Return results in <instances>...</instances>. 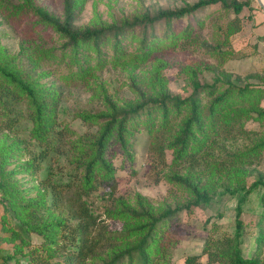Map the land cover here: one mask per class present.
<instances>
[{
    "label": "trees",
    "instance_id": "trees-1",
    "mask_svg": "<svg viewBox=\"0 0 264 264\" xmlns=\"http://www.w3.org/2000/svg\"><path fill=\"white\" fill-rule=\"evenodd\" d=\"M63 2V20L28 1L11 15L33 13L37 24L66 41L61 54L53 50L42 54L66 62V69L73 73L65 76L67 81H83L105 110L77 113L87 128L83 132L60 123L62 93L39 85L22 60L26 48L15 55L0 41V206L2 228L11 233L4 240L13 246L7 261L173 264V245L165 237L169 223L181 212L210 206L215 197L230 195L238 200L235 232H210L202 252L188 256L182 264H264V217L257 222L253 256L245 257L241 248L243 204L251 193L264 187L262 179L248 188L244 180V169L264 156V110L260 106L264 88L218 78L214 84H202L197 71L190 69L192 95L182 99L169 93L161 75L168 63L150 60L157 46L185 48L195 28L203 30L206 20L213 17L202 14L211 6L219 5L223 13L236 17L223 29L226 44L241 32L240 15L250 3L199 0L119 24L100 22L78 28L74 0ZM186 20L185 29L176 31ZM160 25H164L163 36L156 32ZM134 43L135 50H129ZM228 50L221 56L227 57ZM90 53L96 64L91 63ZM153 61L147 81L132 82L137 101L125 100L120 106L94 73L109 63L115 68L130 65L136 69ZM89 75L97 80L90 82ZM140 84L153 94L148 96L149 91L142 90ZM251 121L257 129L247 127ZM141 129L147 132L148 154L153 157L145 177L152 184L165 181L188 191L192 199L186 206L159 213L146 200H138L133 207L123 196L115 195L118 178L113 159L121 158L123 168L134 163L135 134ZM132 174L139 173L132 169ZM95 193H102L103 211L91 202ZM110 221L122 222V229L111 230ZM33 236L41 241L34 243Z\"/></svg>",
    "mask_w": 264,
    "mask_h": 264
},
{
    "label": "rangeland",
    "instance_id": "rangeland-1",
    "mask_svg": "<svg viewBox=\"0 0 264 264\" xmlns=\"http://www.w3.org/2000/svg\"><path fill=\"white\" fill-rule=\"evenodd\" d=\"M27 1L60 20L64 19L63 0H0V41L15 55H18L23 48L27 49L22 60L25 67L35 73L34 76L39 85L56 89L62 93L59 122L71 125L80 132L86 131L87 128L77 119L76 114L97 113L105 108L99 101L92 98V92L88 90L83 81L78 79L67 81L65 76H73V73L71 74L72 71L66 69V62L43 55L50 50H53L54 54H61L60 49L66 42L65 40L56 35L52 29L37 24V18L33 13L11 15V11L27 4ZM198 1L74 0L75 25L78 28H84L100 22L106 24L118 22L119 24L124 19H132L144 14L153 15L159 10H175L184 7L185 4H194ZM23 9L27 10L25 7ZM202 14H213V17L206 20L203 30L199 31L195 28V34H198L193 35L185 48L157 46L152 53L150 60L156 58L168 63V66L163 67L161 75L166 78L169 93L182 99L192 95L190 69L197 71L202 84H214L218 78L231 80L239 85L252 84L264 88V26L260 25L264 12L257 0H253L250 6L244 9L240 15L243 25L241 32L231 36L226 44L223 43L225 35L223 29L236 17L230 12L223 13L219 5L209 7ZM190 22L196 25L195 20ZM187 23V20L182 21L175 27L176 31H183ZM258 27L260 28L257 30ZM156 32L163 36L164 25L156 26ZM136 45L134 43L129 46V50L134 51ZM228 47L227 57L224 58L221 53L226 52ZM89 55L92 58L91 63L96 64L95 55L93 53ZM155 63L156 61H153L136 69L130 65L115 68L109 63L104 70L94 73L100 76L99 81L109 92L111 100L120 106L125 100L137 101V96L131 89L132 82L136 81V84H139L142 79L145 83ZM74 69L76 70L75 65ZM87 79L90 82L97 80L92 75H89ZM139 87L144 91L145 89L149 91L142 84ZM147 94L150 96L153 93L149 91ZM260 106L264 110V100ZM247 127L257 129L258 125L251 121ZM135 138L136 155L133 164L126 163L123 168L121 158L113 159L118 178L115 195L123 196V199L133 207L137 206L138 200H146L159 213L162 210H174L186 206L192 199L188 191L178 186H171L165 181L156 185L147 180L144 172L147 164L153 160V157L148 154L147 132L141 129L136 132ZM168 156L171 160V152ZM61 166L64 167L63 164ZM132 169L139 174L134 176ZM244 170L247 188L257 180H264V156L258 163ZM101 194L95 193L91 201L94 202L95 209L98 211H103L106 207V203L99 198ZM263 198L264 187L260 186L258 190L249 195L243 204L242 220L245 235L242 238L241 248L243 255L247 258L253 256L256 248V239L259 234L257 222L259 218L264 217ZM237 212L238 200L227 195L215 197L210 206L203 205L190 212L184 211L178 214L169 223L165 233L166 240L173 245L172 263L182 264L188 256L200 254L210 232L232 235L235 232ZM2 214L3 209L0 206V264H6L7 254H11L13 246L4 240L5 237L11 236V233L2 228ZM107 224L113 231L121 230L123 227L122 222L110 221ZM33 241L39 243L41 238L33 236ZM7 264L16 263L9 261Z\"/></svg>",
    "mask_w": 264,
    "mask_h": 264
},
{
    "label": "water",
    "instance_id": "water-1",
    "mask_svg": "<svg viewBox=\"0 0 264 264\" xmlns=\"http://www.w3.org/2000/svg\"><path fill=\"white\" fill-rule=\"evenodd\" d=\"M259 6L261 7V9L263 10L264 12V1L263 0H257Z\"/></svg>",
    "mask_w": 264,
    "mask_h": 264
},
{
    "label": "built area",
    "instance_id": "built-area-1",
    "mask_svg": "<svg viewBox=\"0 0 264 264\" xmlns=\"http://www.w3.org/2000/svg\"><path fill=\"white\" fill-rule=\"evenodd\" d=\"M239 2L243 4L251 3L253 0H238Z\"/></svg>",
    "mask_w": 264,
    "mask_h": 264
},
{
    "label": "crops",
    "instance_id": "crops-1",
    "mask_svg": "<svg viewBox=\"0 0 264 264\" xmlns=\"http://www.w3.org/2000/svg\"><path fill=\"white\" fill-rule=\"evenodd\" d=\"M255 13H257V12H255ZM260 25H261V26H264V18H261V19H260ZM259 28H260V27H258L257 30H258Z\"/></svg>",
    "mask_w": 264,
    "mask_h": 264
},
{
    "label": "bare ground",
    "instance_id": "bare-ground-1",
    "mask_svg": "<svg viewBox=\"0 0 264 264\" xmlns=\"http://www.w3.org/2000/svg\"><path fill=\"white\" fill-rule=\"evenodd\" d=\"M264 1V0H263Z\"/></svg>",
    "mask_w": 264,
    "mask_h": 264
}]
</instances>
